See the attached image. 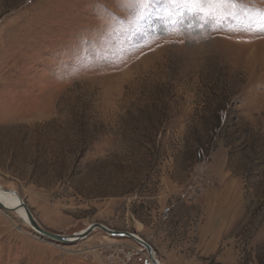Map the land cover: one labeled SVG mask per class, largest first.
Here are the masks:
<instances>
[{"label": "rangeland", "instance_id": "1", "mask_svg": "<svg viewBox=\"0 0 264 264\" xmlns=\"http://www.w3.org/2000/svg\"><path fill=\"white\" fill-rule=\"evenodd\" d=\"M124 3L0 0V188L160 264H264V0ZM11 210L0 264H151Z\"/></svg>", "mask_w": 264, "mask_h": 264}, {"label": "water", "instance_id": "2", "mask_svg": "<svg viewBox=\"0 0 264 264\" xmlns=\"http://www.w3.org/2000/svg\"><path fill=\"white\" fill-rule=\"evenodd\" d=\"M8 192L15 194L19 201H20V206L21 208L25 211L27 218H28V222L29 224L33 227V229L40 234L41 236H44L46 238H49L51 240L54 241H58V242H63V243H72V242H76V241H80L83 240L85 238H87L91 233H93L95 230L97 229H101L104 232H106L107 234L111 235V236H115V237H125V238H129L135 242H137L138 244H140L144 249L147 250L148 255L151 257L152 263L153 264H159L157 258H156V254H155V250L154 248L147 243L145 240H143L141 237H139L136 234H133L131 232L128 231H116V230H112L108 227H106L103 224H92L91 226H89L87 229H85L82 232L76 233L72 236H67V235H61V234H57V233H53L51 231L46 230L45 228H43L39 222L36 220L33 212L31 211V209L29 208V206L24 202L23 198L14 190H8ZM5 208V207H2ZM9 209H7L8 211ZM13 211V210H11Z\"/></svg>", "mask_w": 264, "mask_h": 264}, {"label": "snow or ice", "instance_id": "3", "mask_svg": "<svg viewBox=\"0 0 264 264\" xmlns=\"http://www.w3.org/2000/svg\"><path fill=\"white\" fill-rule=\"evenodd\" d=\"M168 2L175 7L176 5H190L194 8H200L203 11L204 7L223 6L228 5L230 7L239 6V0H168ZM121 6H127L124 0H121ZM247 8V5H245ZM257 13L261 19L264 20V9H257Z\"/></svg>", "mask_w": 264, "mask_h": 264}, {"label": "bare ground", "instance_id": "4", "mask_svg": "<svg viewBox=\"0 0 264 264\" xmlns=\"http://www.w3.org/2000/svg\"><path fill=\"white\" fill-rule=\"evenodd\" d=\"M2 207H5V208H2ZM0 208L4 209L6 211H7V209L17 210L18 213L20 214V217L24 220V222L29 223L25 211L20 206V201H19L18 197L15 194L8 192L7 189L5 190V189L0 188ZM150 259H151V257H150ZM151 264H153L152 260H151Z\"/></svg>", "mask_w": 264, "mask_h": 264}]
</instances>
